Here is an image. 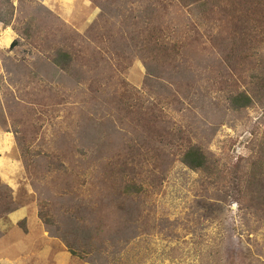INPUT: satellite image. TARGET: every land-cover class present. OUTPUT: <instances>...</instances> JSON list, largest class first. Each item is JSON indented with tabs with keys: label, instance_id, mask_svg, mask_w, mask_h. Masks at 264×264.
Returning a JSON list of instances; mask_svg holds the SVG:
<instances>
[{
	"label": "rangeland",
	"instance_id": "374dc122",
	"mask_svg": "<svg viewBox=\"0 0 264 264\" xmlns=\"http://www.w3.org/2000/svg\"><path fill=\"white\" fill-rule=\"evenodd\" d=\"M262 79L264 0H0V264H264Z\"/></svg>",
	"mask_w": 264,
	"mask_h": 264
},
{
	"label": "trees",
	"instance_id": "16d2710c",
	"mask_svg": "<svg viewBox=\"0 0 264 264\" xmlns=\"http://www.w3.org/2000/svg\"><path fill=\"white\" fill-rule=\"evenodd\" d=\"M182 2L192 4L195 2V0H182ZM14 45L15 43L13 44V46ZM253 57L255 58L254 54L251 56L248 55L245 58L242 57L241 59H244L245 63H248L252 60ZM70 61H71V56L68 53H62V52L59 54L58 59L56 60L57 64L59 65L64 64L63 65L64 68H66V65ZM262 81H264V79H262ZM261 89H264V85H261V87L258 88L256 91H258L259 93ZM257 99L259 98L257 94H255V91L254 92L244 91L239 94L231 96L230 104L235 110L241 111L243 109L254 106ZM183 161L189 168H191L194 171L208 173L212 177L217 175L216 173L217 164L212 163V160L200 147H196V146L190 147L185 152ZM263 176H264V164L256 163V167L255 168L253 167L248 182H244L245 180L241 177L239 179L238 185L239 187L241 188L245 187L248 191L254 193L255 192L254 188L257 187L259 184H263L262 183ZM13 211L14 210H11L10 212Z\"/></svg>",
	"mask_w": 264,
	"mask_h": 264
},
{
	"label": "crops",
	"instance_id": "0c3cea01",
	"mask_svg": "<svg viewBox=\"0 0 264 264\" xmlns=\"http://www.w3.org/2000/svg\"><path fill=\"white\" fill-rule=\"evenodd\" d=\"M20 213H22L21 211L20 212H17L16 214H20ZM13 215V214H12Z\"/></svg>",
	"mask_w": 264,
	"mask_h": 264
}]
</instances>
